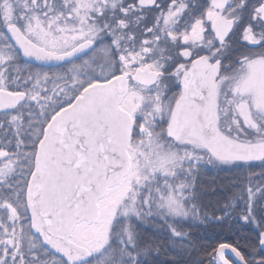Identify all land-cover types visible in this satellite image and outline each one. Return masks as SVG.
<instances>
[{"label": "trees", "instance_id": "16d2710c", "mask_svg": "<svg viewBox=\"0 0 264 264\" xmlns=\"http://www.w3.org/2000/svg\"><path fill=\"white\" fill-rule=\"evenodd\" d=\"M115 11L108 16L105 9L99 18L102 40L94 42L92 52L79 60L44 69L24 62L11 48L12 59L0 64V77L5 79L0 92L19 97L14 109L0 112V151L6 152L0 154V168L9 161H20L13 173L0 180V264H68L31 234L24 195L37 145L53 115L89 85L145 68L121 67L123 60L132 58L135 46L131 48L134 42L126 45L122 39L118 8ZM3 27L0 11L1 34ZM139 27L145 30L151 24ZM175 47L177 54L181 45ZM174 68L163 67L156 86L144 89L149 100L159 96L162 105L171 108L178 94L171 74ZM74 73L78 83L69 93ZM65 89L73 98L53 110V115L38 113L41 103H30L33 109L22 108L20 124L10 129L9 119L18 112L20 95L31 100L40 91L52 90L56 96L59 91L64 95ZM166 122L164 118L156 122L153 133L166 138ZM31 124L37 126L35 133L27 129ZM132 129L133 120L130 139ZM174 146L175 151L183 150L186 155H176L175 165L165 175L158 174L155 184L136 189L131 210L120 212L114 219L103 251L92 255L88 250L90 258L83 264H218L215 252L223 244L236 248L247 264H264L259 245V235L264 233V161L220 165L203 151ZM169 193L180 205L178 215L166 210V202L172 198ZM73 235L72 241L81 245Z\"/></svg>", "mask_w": 264, "mask_h": 264}, {"label": "water", "instance_id": "95a60500", "mask_svg": "<svg viewBox=\"0 0 264 264\" xmlns=\"http://www.w3.org/2000/svg\"><path fill=\"white\" fill-rule=\"evenodd\" d=\"M150 2L153 5L154 0ZM5 36L23 61L45 69L81 59L93 49V44L86 41L66 53L52 54L30 42L15 26H9ZM206 66V60L199 59L190 67H176L179 96L169 114L166 139L178 146L204 151L220 165L262 162L264 138L240 141L221 131L218 67ZM251 70L250 78L246 72L239 80L240 89L244 95L250 88L255 106L264 111V73L255 67ZM157 78L158 73L145 67L89 85L56 113L44 129L24 204L31 234L68 264L89 260L88 250L72 241V234L77 225L98 221L100 200L130 172L127 148L132 120L121 108L129 83L149 88ZM18 100L17 95L1 91L0 112L14 109ZM240 115L244 122H249L248 114ZM260 239L264 251V233ZM226 256L234 264H246L236 248L223 244L217 248L215 260L232 264Z\"/></svg>", "mask_w": 264, "mask_h": 264}, {"label": "rangeland", "instance_id": "374dc122", "mask_svg": "<svg viewBox=\"0 0 264 264\" xmlns=\"http://www.w3.org/2000/svg\"><path fill=\"white\" fill-rule=\"evenodd\" d=\"M117 3L118 0H64L62 3H57L56 0H0V11L4 23L2 34L0 33V64L7 63L14 56L11 51L12 47L4 34L8 26H17L26 37L42 48L53 53H61L84 41H101L102 28L99 24V18L103 16L105 9H115ZM143 59L153 62L151 63L155 67L151 68L154 71H162L163 67L158 66L160 62L154 61L153 55L138 56L137 59L134 54L131 61L128 63L123 61L121 67L142 66L143 64L140 62ZM125 60H129V58ZM72 78L73 82L69 86V93L75 89L78 83L75 73ZM4 81L5 79L0 77V89H3ZM36 87L38 90L40 89V86ZM144 89L150 88H140L131 84L128 95L121 103V107L133 120L132 135L128 144L130 173L121 183L110 188L99 202L100 215L98 221L89 225L82 223L74 231V240L86 247L92 255H97L103 251L117 215L120 212L125 213L131 210L130 207L133 206L138 195L136 189L140 190L146 188L148 184H155L158 174L165 175L167 170L175 165L176 155H186L183 150L175 151V146L171 141L169 142L166 138L153 133L156 122L162 118L168 119L170 107L163 106V101L159 96H153L149 100L147 98L149 93ZM48 92L40 91L32 95L31 100L20 95V102L17 106L18 112L9 119L10 129L13 127L15 130L20 124L21 112L19 111L22 108L32 110L33 104L41 103L37 106L38 113H46L50 117L53 115V110L66 104V102L69 103L73 98L68 92H63L64 95H60L61 91H59L56 96L54 91L51 90L50 92L49 90ZM59 95L63 98H60ZM55 102L59 105H56ZM30 103H32L31 106ZM31 125L27 129H32V132L35 133L37 126L32 125V127ZM236 138L242 141H250V132L241 131V134H238ZM0 154L5 155L6 152L0 151ZM18 164L20 165L18 160L4 164L0 168V180L13 173ZM169 196L172 197V193H169ZM145 201L147 202V200ZM166 203L168 204L166 210L173 215H178L179 203L173 197Z\"/></svg>", "mask_w": 264, "mask_h": 264}, {"label": "flooded vegetation", "instance_id": "af4514ba", "mask_svg": "<svg viewBox=\"0 0 264 264\" xmlns=\"http://www.w3.org/2000/svg\"><path fill=\"white\" fill-rule=\"evenodd\" d=\"M63 1L56 0L57 3ZM150 4V0H142V3L141 0H118L115 9H106L111 16L118 8L122 39L126 45L134 42L132 55L137 59L153 55L154 61L160 62L159 67L187 68L199 59L206 60V67H218L221 131L232 138L246 131L250 132V141L263 139L264 111L255 106L250 88L249 93L243 95L239 80L246 72L250 78L254 67L264 73V0H154L153 5ZM144 23L151 24V28L139 27ZM77 45L55 54L66 53ZM177 45H181V50L177 52L180 57L175 63ZM123 61L128 63L131 58ZM151 62L143 59L140 62L143 65L137 67H155ZM175 68L171 74L176 86L179 74ZM177 93L178 97L179 89ZM240 113L248 114L249 122H244Z\"/></svg>", "mask_w": 264, "mask_h": 264}]
</instances>
